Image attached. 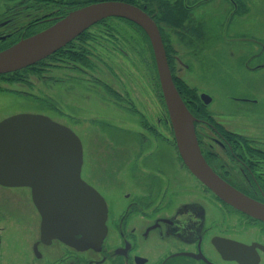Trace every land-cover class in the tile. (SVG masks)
Masks as SVG:
<instances>
[{"label": "flooded vegetation", "instance_id": "flooded-vegetation-1", "mask_svg": "<svg viewBox=\"0 0 264 264\" xmlns=\"http://www.w3.org/2000/svg\"><path fill=\"white\" fill-rule=\"evenodd\" d=\"M105 1L129 3L154 21L177 90L180 84L188 88L176 75L178 66L216 75L218 59H233L235 72L245 79L264 75V0H0V52L71 11ZM110 22L130 30L118 31ZM194 59L203 63L193 67ZM139 74L148 86L131 93L127 87ZM85 84L90 92H96L95 84L105 91L93 108L86 96L85 104L75 105L81 111L68 114L69 96L81 100ZM241 85L239 96L236 91L225 98L188 88L198 99L203 93L210 97L196 109L178 91L194 117L209 167L238 193L264 205V98L255 97L262 90L254 83ZM220 100L238 104L225 112L207 108ZM17 101L49 114L63 107L58 113L65 120L91 123L88 135L96 145L83 177L106 203V235L98 248L78 250L54 230L19 227L18 219L28 215L27 197L0 193V264H264V220L221 200L182 162L151 44L133 22L100 20L43 60L0 74V121L32 112L15 108ZM103 102L112 109L99 110Z\"/></svg>", "mask_w": 264, "mask_h": 264}, {"label": "water", "instance_id": "water-1", "mask_svg": "<svg viewBox=\"0 0 264 264\" xmlns=\"http://www.w3.org/2000/svg\"><path fill=\"white\" fill-rule=\"evenodd\" d=\"M109 16L133 21L149 37L176 147L189 170L225 202L264 219V206L224 183L202 158L193 117L172 82L159 32L153 21L136 7L99 2L74 10L41 33L0 52V73L45 58ZM201 98L204 103L209 101L206 95ZM81 164L79 139L48 117L20 114L0 122V185L30 188L40 216V230H61L55 235L78 248L96 247L105 234L106 207L97 193L80 180Z\"/></svg>", "mask_w": 264, "mask_h": 264}, {"label": "rangeland", "instance_id": "rangeland-1", "mask_svg": "<svg viewBox=\"0 0 264 264\" xmlns=\"http://www.w3.org/2000/svg\"><path fill=\"white\" fill-rule=\"evenodd\" d=\"M111 23V22H110ZM114 27H116V30L118 31H128L130 29H126L123 27L122 24L120 23H115L112 22L111 23ZM113 28V27H112ZM115 29V28H113ZM264 31V29H263ZM185 33V32H184ZM183 33V34H184ZM168 36L170 39L176 41L177 40V36L174 35L172 32H167ZM180 58V56H179ZM183 60V59H182ZM185 62H187V59H185ZM194 64L193 67H197V63L201 62L203 63V59H194ZM205 62V60H204ZM204 67H207L206 62L203 65ZM216 66L221 68V73L216 74V75H212V74H207L205 75H196L193 71V69L189 68V70H185V69H180V66H178V70H177V77L182 80L185 84H187L188 88H191L193 90H195V92H201V91H205V92H212L215 93L216 95L221 94L223 98H225L224 93L225 94H229L230 96H232L236 91H237V95L239 96V88H241V84L245 83V82H251L254 83L255 85H257L262 91L258 92L261 94V96L257 93V95L255 97L257 98H264V75L258 76L257 78H253V80H249V78L245 79V75L244 73H241L237 70V73L235 72L238 64L237 62H234L233 59H218ZM55 71V70H53ZM48 73L47 70L43 71L42 75H46ZM51 74V73H50ZM254 76H256L255 74H252ZM142 74H139V77L137 75V77H133V83H130L127 87V90L129 89L130 92H134L133 89H141L142 86L147 87L144 82H141V78H142ZM102 77H104V75H102ZM39 83H34V87L39 88ZM58 85L55 86V88ZM86 87V88H85ZM81 86V95L82 98L81 100H77L72 98V95H70L69 97L71 98V101H67V106H66V112L68 114H77V111H81V109L75 105L78 104H85L84 102V97L87 96V100L90 104L88 105V109L93 108L92 107V103L96 104L98 101L99 102V97L100 95V91H105L103 88H101L98 84H95V89L96 92H90L91 89L88 88V86L85 84ZM180 87H182L181 89H178L180 91V93L185 97L186 101L187 99L191 102V104L193 105V107L196 109L197 107L201 108V103L199 102L196 94L193 93V95H189L185 92V89L187 91H190L188 88L183 87L182 84H180ZM223 88H226L225 90ZM137 91V90H136ZM58 92V91H57ZM83 92V93H82ZM197 92V94H198ZM89 94V95H86ZM91 95L95 96V97H91ZM141 95V94H140ZM107 96V95H106ZM142 97V96H141ZM226 98H230L229 96H226ZM3 102L5 100H2ZM88 103H86L87 105ZM101 105L96 106L99 110L102 109V111L104 113L107 112V110L112 109L109 107L108 104H106V102L100 103ZM238 103H234V102H226V100L223 101H215L212 104H210L209 106H207V108L209 110H213L214 112H225L227 110H229L231 107H233L234 105H236ZM70 105V106H68ZM15 108L17 109H23V110H30V111H34L37 113H43L49 116H54L56 119L59 120V122L63 121V123H66L70 128H73L77 133H80L81 135H83L82 137V142H83V146H84V150H83V169L85 167V165H87L90 162V158H91V153L93 152V150L95 149V142L94 139L88 135V133L90 132V125L91 123L88 122L89 120L86 119H82V122H73L71 120H65L64 117H60V113L59 110H63V107H59V106H55L53 107V112L47 113L44 112L42 110H39L36 106L30 105V104H26V103H21L20 101H17L15 103ZM36 108V109H35ZM151 108V107H150ZM34 109V110H33ZM152 110V109H151ZM86 111V110H85ZM148 111V109H147ZM153 112V110H152ZM83 114L86 118H91V114ZM155 114V113H153ZM86 135V136H84ZM97 142V141H96ZM102 146V145H99ZM94 148V149H93ZM105 147L103 146L102 149H104ZM101 149V150H102ZM1 196L3 198V196L5 194H10V193H16L17 195H20L21 193L27 197V209H28V215L26 218H20L18 219V226L19 227H27L30 230H39L40 227V216L39 213L35 207V205L33 204V202L31 201V197L29 192H25V190H6L4 188H1ZM4 200V199H3ZM3 221V220H2ZM10 222V221H9ZM2 226H6L5 222H2ZM17 226V229H18Z\"/></svg>", "mask_w": 264, "mask_h": 264}, {"label": "trees", "instance_id": "trees-1", "mask_svg": "<svg viewBox=\"0 0 264 264\" xmlns=\"http://www.w3.org/2000/svg\"><path fill=\"white\" fill-rule=\"evenodd\" d=\"M169 17H171V18H174V15L172 14V12H169ZM182 88V87H181ZM185 92L187 93V94H189V95H193V93H195L193 90L191 91H187L186 89H185Z\"/></svg>", "mask_w": 264, "mask_h": 264}]
</instances>
